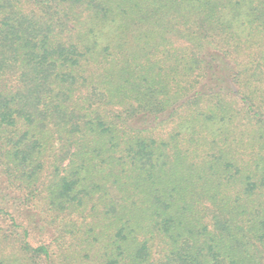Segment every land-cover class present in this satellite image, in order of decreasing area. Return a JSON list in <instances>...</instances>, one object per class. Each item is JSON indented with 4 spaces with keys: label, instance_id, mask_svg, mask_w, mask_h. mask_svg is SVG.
I'll use <instances>...</instances> for the list:
<instances>
[{
    "label": "trees",
    "instance_id": "trees-1",
    "mask_svg": "<svg viewBox=\"0 0 264 264\" xmlns=\"http://www.w3.org/2000/svg\"><path fill=\"white\" fill-rule=\"evenodd\" d=\"M56 254L264 264V0H0V264Z\"/></svg>",
    "mask_w": 264,
    "mask_h": 264
},
{
    "label": "rangeland",
    "instance_id": "rangeland-1",
    "mask_svg": "<svg viewBox=\"0 0 264 264\" xmlns=\"http://www.w3.org/2000/svg\"><path fill=\"white\" fill-rule=\"evenodd\" d=\"M22 214H23V216H22L23 223L28 227V229L32 230L31 235H30V242L31 243L37 244V243L52 241L53 234L40 230L41 228L38 226L40 224H37V217L33 216L31 213L29 214L26 211H24ZM26 215H28V216H26ZM35 220H36V223L32 224ZM6 225H7L6 222H4L3 225L1 224V228H2L1 233L3 232V229L7 230V231L11 230V228L9 226H6ZM15 246H17V244L13 243L12 240H9V241L5 242V246L3 247V249L6 252H8L9 254H11V252H16ZM53 259H54L53 261L56 264H60L58 254H56L53 257Z\"/></svg>",
    "mask_w": 264,
    "mask_h": 264
}]
</instances>
